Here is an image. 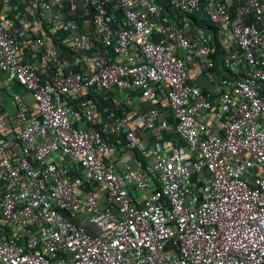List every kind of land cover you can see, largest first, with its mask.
Instances as JSON below:
<instances>
[{
	"label": "built area",
	"instance_id": "built-area-1",
	"mask_svg": "<svg viewBox=\"0 0 264 264\" xmlns=\"http://www.w3.org/2000/svg\"><path fill=\"white\" fill-rule=\"evenodd\" d=\"M166 1L3 4L0 264H264V0Z\"/></svg>",
	"mask_w": 264,
	"mask_h": 264
},
{
	"label": "crops",
	"instance_id": "crops-1",
	"mask_svg": "<svg viewBox=\"0 0 264 264\" xmlns=\"http://www.w3.org/2000/svg\"><path fill=\"white\" fill-rule=\"evenodd\" d=\"M20 3L22 2V0H0V17H2V19H6V20H10V21H13L14 18L13 16L5 11L3 9V4L4 3ZM158 4L161 8V12L165 11V8L163 7V4L165 6H167V1L166 0H158ZM175 24L177 26H179L181 24L182 26V23L179 22V21H175ZM188 72H189V83L191 84H195V85H198L200 86L204 92L206 93H210V94H217L221 88L218 87V83L217 81H209L205 76H204V70L202 69V67L200 65L198 66H192L188 69ZM216 78L218 77H222V74L221 72H214L213 73ZM13 90L15 91H18V92H22L21 89L18 87V86H14L13 87ZM115 93H119V92H114L112 97L115 99L116 102H114L113 104V100H108V102H104L102 100H99V103L104 107V109H108V110H111V109H116L117 107L119 108L120 106H124L126 109H129L131 108V110H133L134 112H137V111H142V110H146L148 108H150V103L148 101H143L142 99L139 98V95L138 94H134L130 101H127L124 99H122L123 102H118L115 97ZM4 97L2 96V94H0V99H3ZM6 100V99H5ZM12 113V106L11 104H9V102H6L5 104V114H11ZM169 142L173 145V146H181L180 143H178V140L175 138L174 136V132L171 131L168 133V136H167ZM121 155V153L119 154V156ZM117 159H118V154H117ZM2 194V191H1V188H0V196ZM75 221H77L78 223L82 224V225H85L84 221L83 220H79V219H75ZM86 228H89V227H86ZM92 231H96L94 228H91Z\"/></svg>",
	"mask_w": 264,
	"mask_h": 264
},
{
	"label": "trees",
	"instance_id": "trees-1",
	"mask_svg": "<svg viewBox=\"0 0 264 264\" xmlns=\"http://www.w3.org/2000/svg\"><path fill=\"white\" fill-rule=\"evenodd\" d=\"M163 7L165 8V11L163 14H166L167 16L171 17L172 19H174L175 21H179L180 18L176 19V17L174 16L175 14L172 13V11L168 8V6H165L163 4ZM180 16H182L180 14ZM187 18L189 19V23L192 24L193 22L195 23V25L201 29V30H209L211 29L213 33H215V29L214 27L212 26V24L208 21L207 17L204 15V11H203V7H201V10L198 12V13H195V14H187ZM179 27H181V24L179 25ZM212 46L215 50V53L213 54L212 58H213V61H214V66H213V73L214 72H221V74L224 73V68L222 66V63L220 61V51H222L220 45H219V42L218 40L216 39V36L213 35L212 37ZM92 98H96L95 96H92ZM97 107H98V110L100 111V114L103 113V109L101 107V105L99 103H97ZM105 119V118H103ZM175 136V135H174ZM175 138L177 139V137L175 136ZM178 140V139H177ZM113 141H115V139L113 138ZM178 143L181 144L180 140H178Z\"/></svg>",
	"mask_w": 264,
	"mask_h": 264
},
{
	"label": "rangeland",
	"instance_id": "rangeland-1",
	"mask_svg": "<svg viewBox=\"0 0 264 264\" xmlns=\"http://www.w3.org/2000/svg\"><path fill=\"white\" fill-rule=\"evenodd\" d=\"M114 95H115V97L117 98L116 100H117L118 102H120V100H121V102H123V101H122V99H123V95H122L121 93H115Z\"/></svg>",
	"mask_w": 264,
	"mask_h": 264
},
{
	"label": "water",
	"instance_id": "water-1",
	"mask_svg": "<svg viewBox=\"0 0 264 264\" xmlns=\"http://www.w3.org/2000/svg\"><path fill=\"white\" fill-rule=\"evenodd\" d=\"M62 213H63V215H64L66 218L71 219V216L69 215L68 212H66V211H62Z\"/></svg>",
	"mask_w": 264,
	"mask_h": 264
}]
</instances>
